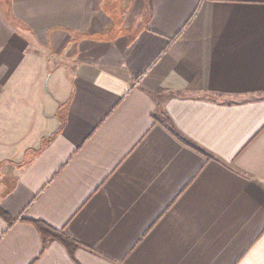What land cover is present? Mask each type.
<instances>
[{
    "label": "crops",
    "instance_id": "0c3cea01",
    "mask_svg": "<svg viewBox=\"0 0 264 264\" xmlns=\"http://www.w3.org/2000/svg\"><path fill=\"white\" fill-rule=\"evenodd\" d=\"M0 209V264H264V0H0Z\"/></svg>",
    "mask_w": 264,
    "mask_h": 264
},
{
    "label": "trees",
    "instance_id": "16d2710c",
    "mask_svg": "<svg viewBox=\"0 0 264 264\" xmlns=\"http://www.w3.org/2000/svg\"><path fill=\"white\" fill-rule=\"evenodd\" d=\"M0 214L4 216V213L1 211V209H0ZM34 224L36 225L37 229L39 230L43 238L45 239L52 238L58 240L67 248L68 251H71L74 247H76L74 241L68 236H66L64 233H62L61 231H58L46 225L43 222L34 221Z\"/></svg>",
    "mask_w": 264,
    "mask_h": 264
},
{
    "label": "rangeland",
    "instance_id": "374dc122",
    "mask_svg": "<svg viewBox=\"0 0 264 264\" xmlns=\"http://www.w3.org/2000/svg\"><path fill=\"white\" fill-rule=\"evenodd\" d=\"M51 84L49 83V85L47 86V85H45L44 86V88L42 89V92H44V93H46L48 96H51L52 97V95H54V92L52 91L53 90V88L50 86ZM12 117V116H11ZM11 117H10V119H11ZM13 123L10 121V123H9V126H10V128L9 129H11V127H13V125H12ZM24 140H27V139H24ZM19 141V143H21V142H23V139L21 140H18ZM17 141V142H18Z\"/></svg>",
    "mask_w": 264,
    "mask_h": 264
}]
</instances>
